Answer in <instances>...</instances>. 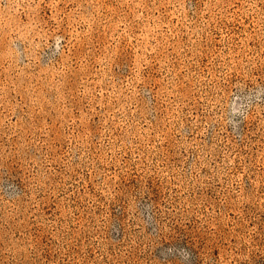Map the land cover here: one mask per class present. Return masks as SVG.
I'll return each mask as SVG.
<instances>
[{"label": "rangeland", "instance_id": "obj_1", "mask_svg": "<svg viewBox=\"0 0 264 264\" xmlns=\"http://www.w3.org/2000/svg\"><path fill=\"white\" fill-rule=\"evenodd\" d=\"M0 264H264V0H0Z\"/></svg>", "mask_w": 264, "mask_h": 264}]
</instances>
